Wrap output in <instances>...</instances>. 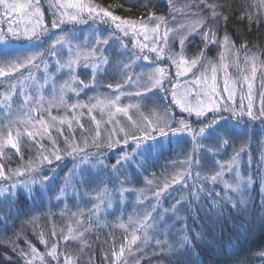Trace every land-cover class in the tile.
<instances>
[{
  "label": "snow or ice",
  "instance_id": "6c2138e0",
  "mask_svg": "<svg viewBox=\"0 0 264 264\" xmlns=\"http://www.w3.org/2000/svg\"><path fill=\"white\" fill-rule=\"evenodd\" d=\"M168 3L169 15L175 21V5L171 0ZM48 7L53 16L51 29L91 20L109 25L111 31L106 36L93 32L83 38L75 32L61 31L53 37L44 21L41 0H0V19L7 24L6 30L0 26V205L8 202L6 210L0 207V223H6L15 213L34 224L40 218L36 210L46 200L50 203L55 198L58 203H65L70 189L77 201V211L70 215L79 218L75 220L76 227L70 224L66 232L61 229L58 233L53 226L51 242L41 232L39 242L46 248L44 253L28 240H24L26 247L19 246L21 228V232L13 233L16 239L9 238L7 242L16 259L7 252L0 258L5 264H81L86 256L84 264H96L97 253L87 235L96 228L118 227L124 230L119 249L116 250L113 238L107 251L100 249L101 264H141L149 249L166 264H197L191 257L199 255L196 250L202 245L211 246L218 239L225 214L248 211L254 177L242 172L244 143L238 150L233 148L227 161H214L215 170L210 174L193 172V165L201 163L199 151L216 156L232 143L234 128L220 127L224 113L243 127V140L253 124L264 126V53L250 51L247 42L237 46L228 33L226 25L233 7L229 0H193L185 7L196 11L189 12L190 19L176 27H169L168 17L155 12H148L146 19L121 17L94 0H48ZM260 7L264 8V0H260ZM240 18L249 25H264L261 13L246 12ZM45 36L50 38L46 50H14L13 42L40 41ZM195 37H199L201 46L189 57L186 50ZM213 46L218 54L210 58L207 52ZM137 60L152 64L151 71L133 74L131 69ZM165 60L168 66H160ZM113 66L119 69L122 82L100 85L99 80L108 76ZM170 68L175 69L174 75ZM98 86L111 90V94L80 101L84 90ZM126 86L133 90L125 91ZM172 106L187 118H177ZM53 109L57 113L63 110L64 114H53ZM209 114L212 118L205 123ZM85 115L94 127L82 122ZM210 134L215 138L214 147L205 143ZM177 136L190 138L191 154L171 161L173 171L164 175L162 181L153 172L151 178L144 177L145 187H126L132 183L126 166L135 161L138 170L147 172L149 158L161 154L164 148L161 138ZM119 145L131 151L121 149L114 162L106 163L105 150ZM24 147L30 153L35 150L26 160ZM13 155L19 157L15 168L5 163ZM69 158L73 167L53 193L52 176L46 174L45 166L54 173V165ZM229 173L232 175L226 179ZM93 181H98L93 189L95 195L89 191ZM209 183H221L224 195L216 192L205 207L200 194ZM260 183L264 186V174L260 175ZM177 185L181 194L170 206L163 207L162 201ZM81 187L83 193L79 191ZM128 194L135 195L136 204L143 207L134 209L125 219L123 206ZM81 197L92 202L90 209L79 207ZM260 207L264 209V201ZM66 211L65 203L61 214ZM109 217L115 218L114 224ZM70 242L76 246L75 253L67 247Z\"/></svg>",
  "mask_w": 264,
  "mask_h": 264
},
{
  "label": "trees",
  "instance_id": "16d2710c",
  "mask_svg": "<svg viewBox=\"0 0 264 264\" xmlns=\"http://www.w3.org/2000/svg\"><path fill=\"white\" fill-rule=\"evenodd\" d=\"M95 3L99 4L102 7H108L109 10L113 11L114 14L119 15L121 17L126 18H139L144 17L147 18L148 12H155L157 15H164L168 17V22H170V9L171 5L168 3V0H94ZM172 5H175V16L176 22H185L189 12H194L196 9L194 8H186V5H190L193 3V0H171ZM209 3H215L217 0H207ZM232 4V9L230 10V18L226 25V29L228 33L235 40L237 46H239L242 42H247L250 51L264 53V25H249L246 19L242 20L240 17L246 13L251 12L253 15L257 13H261L264 16V8L260 7V0H229ZM42 7L44 9V21L49 26V33L59 34L61 31H69L71 28L74 30H78L73 28L72 26L76 25H63L58 29H51V22L53 16L48 7L47 0H41ZM147 4L148 8L145 9L144 5ZM111 6V7H109ZM174 22V21H173ZM96 25L101 26L102 28H106L108 25L104 24H95L91 20L88 23L81 24L87 28V26L95 28ZM221 27L224 28L223 23ZM85 28V29H86ZM93 30L92 28H89ZM48 36L43 37L40 41H20L17 42L18 45H27V46H36L45 47L48 43ZM201 42L199 37H195L191 40L187 47V55L192 57L200 48ZM131 48V45H129ZM21 53L30 52L29 48L27 51H18ZM218 52L215 46L212 47L211 51L207 52V56L210 57ZM218 54V53H217ZM210 55V56H209ZM217 56V55H216ZM127 57H123L126 59ZM261 59H264V54L261 55ZM54 63V62H53ZM166 62L162 63L165 64ZM135 73V72H134ZM133 73V74H134ZM258 79L256 81V89L259 90L260 83V73H257ZM117 82H122L119 77L115 75L113 79H109L104 77L99 80L100 85H106L108 83L115 84ZM125 91H131L133 89L128 90V86L125 87ZM0 91H3L0 88ZM111 93V90L103 87H97L95 90L86 89L79 97L81 102H88L89 97L95 96L99 93L108 94ZM72 100H75V97H72ZM93 102V101H92ZM167 102H169L167 100ZM247 103V101H245ZM256 107H259V97H256ZM172 110L176 113L177 118L180 116H184L187 118L186 114L180 113V110L176 107L172 106ZM85 113L87 110H84ZM53 114H64L63 110L57 113L56 109H53ZM70 116L71 113H68ZM224 119L220 121V127H229L234 128L236 137H233L232 143L229 147L221 151L218 156L227 161L233 155V148L239 149L241 144H245V153L242 155V172L245 174H252L254 177V185L253 188L249 192V202H248V211L241 214H233L228 216L225 214L224 219L220 222L221 227L218 229V239L215 240L211 246L202 245L196 251L199 253L198 256L191 257L192 260L197 261V264H264V256L261 254L264 253V209L260 207L262 201H264V186L260 183V175L264 174V143L262 144L259 141V137H256L257 131H261L264 135V126H262L259 122L253 124L247 131V139L243 140L241 138V133L243 132V127L241 125H237L235 123L234 118H229L228 113L223 114ZM212 118V114H209L207 119ZM195 120V117H192ZM89 118L85 115L82 118V122L86 127H92L89 123ZM197 126L196 124L193 125ZM244 127H247L246 125ZM65 131L67 132L66 126ZM260 135V134H259ZM77 136L79 137V129L77 128ZM261 136V135H260ZM26 139V138H25ZM166 139V138H165ZM258 139V140H255ZM148 143H152L149 141ZM206 145L209 147H214V143L206 141ZM121 149L125 151L126 147L123 145L116 146L112 150H106L105 156L109 153L111 158H113L114 153L120 155ZM175 149V150H174ZM173 150V151H172ZM14 153V150H9ZM95 151V149H92ZM192 145L189 142L187 145H182V147H178L174 145L171 137L167 138L164 148L161 154L156 155L155 157L149 158V163L146 167H148L147 172H143V170H138L137 167L132 165L126 166L128 169V174L133 180H136V174L146 173V176H150L151 173L155 172L159 179L162 181L164 175H167L173 171L170 162L178 161L181 158L178 157V153H186L191 154ZM24 158L25 160L29 155H34L35 150L33 149L30 153L27 147L23 148ZM205 153L207 151H199L198 158L201 161V164L197 165V169H194L193 172L199 170L202 175L210 174L213 170H209V165L214 163V161L219 160L220 158H206ZM227 153V155H226ZM110 158L111 162H114ZM185 158V157H184ZM204 158V159H203ZM108 159V157H107ZM250 159V163H249ZM19 162V157L16 155L12 156L11 161H5L6 165L15 168ZM222 163V162H221ZM131 166V167H130ZM55 172H49L48 167L45 166L46 174L52 176L51 181V189L53 193H56L57 188L60 186L61 179L68 172L70 168L73 167L71 159H65L60 162H57L55 165ZM259 170V172H258ZM163 173V175H162ZM231 173L226 175V179L231 177ZM107 179V177H103ZM193 181H189L192 183ZM98 185V181H93L89 187V191L95 195L93 191ZM111 187V184H109ZM174 190L178 192L180 195V186H175ZM81 193H83L84 189L81 187L79 189ZM219 192L221 197L224 195L223 185L221 183H217L216 185H211L210 183L206 185L205 191L202 192L201 195V203L205 207H207L210 203L211 198L215 197V193ZM187 195V192H184ZM232 195L231 193H229ZM177 193L174 194L176 196ZM128 199H136L135 195L128 194L126 195ZM165 204H168V201H163ZM65 203L67 204V211L64 215L61 213L65 211ZM65 203H58L55 198L51 200V202H45L43 207L36 210V214L39 215V219L34 224H28L27 218L24 216H19L13 213L12 218L9 219L6 223H0V257L3 256L4 253L7 252L9 255H13V258L16 259L15 255L11 253L10 244L7 242L9 238L16 239L13 236L15 232H21V228H23V232H21L22 239L18 240L17 243L20 247H26L24 240L31 241L33 245H35L40 252L44 253L46 248L44 245H41L39 242V234L42 232L44 234V238L51 242V232L53 231V226L55 230L59 233L61 229L64 232L67 231V227L71 224L74 228L76 227L75 220L79 217H72L71 212L77 211V201L73 196V192L70 189L68 193V197ZM92 202L87 199V197L79 198V207L85 210L90 209ZM134 205L133 202L125 203L123 206V214L129 212L130 208ZM0 207L5 210L8 207V204H2ZM24 210H28V206H24ZM131 211L130 213H132ZM43 213V215H40ZM181 214H184L183 212ZM2 218V217H0ZM87 219V216L84 217ZM110 223H115L114 217H109ZM189 226H192V221L189 219ZM26 233V235H25ZM124 230L118 227L112 228H96L90 234L87 235L88 243L91 244L94 252L97 253L96 264H101L102 254L100 249L103 248L105 251L109 249V245L112 244L113 238L116 242V250L119 249V244L122 241ZM97 237L99 239H97ZM211 240V237H208ZM107 242V243H105ZM60 247L63 248L64 244L61 242ZM68 249L75 253L76 246L73 243H69L67 245ZM151 251V249H149ZM86 256L81 260V264H84L86 260ZM0 264H5L2 258H0ZM19 264H23L22 261ZM141 264H166V261L160 260L158 257L152 255V251L144 256L141 260Z\"/></svg>",
  "mask_w": 264,
  "mask_h": 264
},
{
  "label": "rangeland",
  "instance_id": "374dc122",
  "mask_svg": "<svg viewBox=\"0 0 264 264\" xmlns=\"http://www.w3.org/2000/svg\"><path fill=\"white\" fill-rule=\"evenodd\" d=\"M48 1V0H47ZM95 3V2H94ZM97 4V3H96ZM99 5V4H98ZM44 10V9H43ZM2 15H3V13H2V11H0V17H2ZM188 19H190V18H187L186 19V21L188 20ZM185 21V22H186ZM179 23H183V22H179ZM179 23H177L176 21H174L173 22V20H170V22H168V26L169 27H176ZM0 26H2L5 30H6V28H7V24L4 22V20L3 19H0ZM73 28H75V29H78V30H74V29H70L68 32H75L76 34H77V36L78 37H80V38H83L84 36H88V35H91L93 32H97V34L98 35H101V36H106L107 34H108V32H110L111 31V29H110V27H109V25L106 27V28H102L101 26H99V25H96L95 26V28H93V27H90V26H87V28L86 27H84V26H81V24H76V26H72ZM86 28V29H85ZM89 28H92L93 30H90ZM98 30V31H97ZM55 34H57V33H52L51 34V36H53L54 37V35ZM48 43H47V46H45V47H39L38 45H36V46H27V45H18L17 44V42H13L14 43V50L15 51H27V49L29 48V51L30 52H32V51H42V50H46L48 47H49V44H50V38H49V36H48ZM115 47V45H113L112 47H110L109 48V52H112V50H113V48ZM253 51V50H252ZM218 53V52H217ZM217 53L216 54H214V55H212V56H210V58H215V57H217L216 55H217ZM153 56L155 55V54H152ZM124 61H126L127 60V58L126 59H123ZM54 62V61H53ZM164 62H166L165 64H162V63H164ZM160 66H162V67H167L168 66V64H167V61L165 60V61H162L161 62V64H160ZM152 67H153V65L152 64H150L149 62H145V61H143V60H137L135 63H134V65H133V68L131 69V72L132 73H134L135 75H139L140 73H147V72H149V71H151V69H152ZM169 72L171 73V74H173L174 75V73H175V69L174 68H170L169 69ZM108 76H106L107 78H109V79H113L114 77H115V75L117 76V77H119L120 79H121V77L119 76V69H116L115 68V66H113V67H110L109 68V70H108ZM144 79H146V77H144ZM143 82V81H142ZM166 86H167V83H166ZM130 89H132L131 87H128V90H130ZM93 90H95V89H93ZM99 94H101V93H99ZM111 93H109L108 92V94L107 93H105V94H103V95H110ZM149 95H151V93L149 94ZM157 95H160V93H157ZM168 101H170V97H169V100ZM123 102L124 103H127L128 102V100H127V98H124V100H123ZM93 103H95V101L93 100ZM165 103H168L167 102V100L165 101ZM173 107H175V106H173ZM177 109H179V108H177ZM94 114H97L98 115V113H94ZM63 115V114H62ZM99 118V117H98ZM89 121V120H88ZM89 123H90V121H89ZM92 127H94V125H92ZM210 132H211V130H210ZM258 133L256 134V137H259L258 139H259V141H261V143L263 144L264 143V135H263V133L261 132V131H257ZM261 136H260V135ZM234 137H236V135L234 136ZM171 139L173 140V143H174V145L175 146H177L178 145V147H182V145H187V143L189 142V137H187V136H184V137H171ZM258 139H255V140H258ZM166 140H167V138L165 139V138H161V143H163V145H165V142H166ZM206 141H208V142H211L212 141V143H214L215 142V138H214V136H212L211 134L207 137V139H206ZM206 141H205V143H206ZM175 150V149H174ZM226 150V149H225ZM106 151V150H105ZM125 151H131V149L130 148H127L126 147V149H125ZM173 151V150H172ZM178 153V157L179 158H181V159H184V157H185V154L187 153V154H189L188 152H186V153H179V152H177ZM121 154V153H120ZM113 155V158H111V155L108 153L107 154V157H108V159H106V163H108V164H111L112 162L110 161V158L114 161L119 155L117 154V153H114V154H112ZM226 155H227V153H226ZM205 156H206V158H220L221 159V162L223 163V162H225V160L224 159H222L220 156H218V155H216V156H213L212 154H210V153H205ZM137 159H142L141 157H137ZM204 159V158H203ZM133 166H135L136 167V165H135V161H133ZM201 164V163H200ZM131 167V166H130ZM193 167H194V169H197V165H193ZM201 168H202V164H201ZM207 169H209V170H215V165H214V163H211L210 165H209V168H207ZM147 170H148V167H147ZM144 172V171H143ZM147 174L146 173H143V175H141V174H136V177H137V179L136 180H133L132 181V183L130 184V185H126V187H134V188H136V189H139V188H143V187H145V184H144V177H148V178H151V177H149V176H146ZM6 186V185H5ZM111 187H112V185H111ZM175 193H177V195L176 196H174V194ZM179 196V194H178V192L176 191V190H174V188L171 190V192H170V194H168L166 197H165V199L163 200V201H168V204H165L163 201H162V206L163 207H168V206H170L173 202H174V200L177 198ZM125 201H126V203H128V202H133L134 203V205L129 209L130 211L129 212H126L125 214H124V218L125 219H127V215H129V214H131L130 212L131 211H133L134 209H140V208H142L143 206L142 205H138V204H136V199H128V198H126L125 197ZM4 204H8V202L7 201H5L4 202ZM145 204H147V202H145ZM152 251V250H151ZM151 251H149L148 250V253H150Z\"/></svg>",
  "mask_w": 264,
  "mask_h": 264
}]
</instances>
